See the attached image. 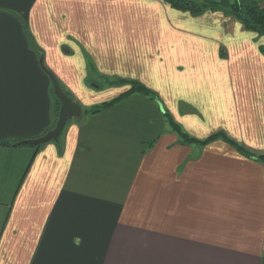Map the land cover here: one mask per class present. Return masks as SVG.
<instances>
[{
  "label": "crops",
  "instance_id": "0c3cea01",
  "mask_svg": "<svg viewBox=\"0 0 264 264\" xmlns=\"http://www.w3.org/2000/svg\"><path fill=\"white\" fill-rule=\"evenodd\" d=\"M264 4V0H260ZM51 76L82 111L58 142ZM264 35L165 0H0V264H263Z\"/></svg>",
  "mask_w": 264,
  "mask_h": 264
},
{
  "label": "trees",
  "instance_id": "16d2710c",
  "mask_svg": "<svg viewBox=\"0 0 264 264\" xmlns=\"http://www.w3.org/2000/svg\"><path fill=\"white\" fill-rule=\"evenodd\" d=\"M165 1L171 7L177 10L186 11L192 16H198L204 13L205 11H221L224 14H228L234 17L244 26L245 29L254 32L257 35H264V4L260 0H165ZM122 82H128L130 84V89L128 91L124 92L119 97L112 100L111 102L102 103L100 105L93 106L88 109L86 108L82 111V113L85 115L89 113L98 112L104 109L105 107L121 100L122 98L133 92H138L140 94L148 95L151 98H154V93H152L150 90H148L146 87H144L142 84L136 81L129 82V81L117 79L113 81L112 84L115 83L121 84ZM60 106H61L60 100L54 94V117H55L54 124L58 117ZM167 118L172 128L180 135L182 140L185 142L190 143L195 141L204 144L209 141L215 140L216 138H222L225 141L229 142L230 144L235 145L237 149L244 155L251 157L254 160H257L264 164V153L252 154L250 152H247L235 141L229 139L223 132H217L215 134H212L205 140L198 141L197 139H193L192 137H189L188 135L183 133L180 130V127L175 122H173L169 116H167ZM17 143L12 141H4V144H10V145H19ZM41 145L34 147L39 148Z\"/></svg>",
  "mask_w": 264,
  "mask_h": 264
},
{
  "label": "water",
  "instance_id": "95a60500",
  "mask_svg": "<svg viewBox=\"0 0 264 264\" xmlns=\"http://www.w3.org/2000/svg\"><path fill=\"white\" fill-rule=\"evenodd\" d=\"M51 80L53 92L61 103L54 127L39 137L19 141L17 144H29L37 147L50 141H58V137L61 134L66 122L70 119H77L81 117L82 109L80 105L63 91L54 77L51 76Z\"/></svg>",
  "mask_w": 264,
  "mask_h": 264
},
{
  "label": "rangeland",
  "instance_id": "374dc122",
  "mask_svg": "<svg viewBox=\"0 0 264 264\" xmlns=\"http://www.w3.org/2000/svg\"><path fill=\"white\" fill-rule=\"evenodd\" d=\"M91 107H93V106H91ZM86 108L88 109V108H90V107H86ZM70 120H72V119H70ZM70 120H68V122H69ZM74 120L77 121V120H79V119L77 118V119H74ZM263 264H264V263H263Z\"/></svg>",
  "mask_w": 264,
  "mask_h": 264
}]
</instances>
